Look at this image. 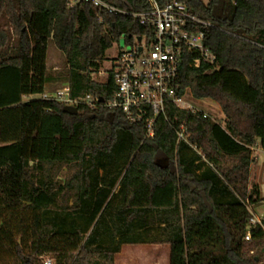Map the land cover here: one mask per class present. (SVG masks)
I'll use <instances>...</instances> for the list:
<instances>
[{"label":"trees","instance_id":"trees-1","mask_svg":"<svg viewBox=\"0 0 264 264\" xmlns=\"http://www.w3.org/2000/svg\"><path fill=\"white\" fill-rule=\"evenodd\" d=\"M70 0H0V264H114L122 246H169L168 264H259L264 232L244 240L259 187L252 149L264 152V0L183 2L211 27L197 28L215 60L179 65V94L216 102L223 121L167 105L154 136L116 113L39 97L51 40L64 55L69 99L113 97L98 72L135 18ZM140 13L148 0H102ZM183 138L177 139L179 127Z\"/></svg>","mask_w":264,"mask_h":264},{"label":"built area","instance_id":"built-area-1","mask_svg":"<svg viewBox=\"0 0 264 264\" xmlns=\"http://www.w3.org/2000/svg\"><path fill=\"white\" fill-rule=\"evenodd\" d=\"M80 1L91 4L99 12L131 16L137 20L144 33L133 36L130 43L125 42L106 70L104 82L107 81L108 72L112 74L114 93L111 100L100 102L98 96L91 94H86L80 100H70L68 84L52 92H43L40 99L76 108L82 106L89 110L101 108L104 110L102 118L112 119L118 113L126 124L141 125L146 138L154 136L156 120L166 118L167 105L193 109L184 106L185 96L190 95L189 89L179 94V65L184 55L192 56L190 66L194 68L202 63L213 64L215 58L203 43V32L197 29L211 27L208 22L192 14L183 2L160 7L154 0H148L151 9L140 13L117 10L102 0H70L69 5ZM199 111L204 116L210 115ZM183 131L184 128L180 126L176 132L177 139H184ZM247 210L251 218L244 233L245 241L251 239V232L256 227L264 232V217L255 214L250 205ZM38 264H51V260L42 258Z\"/></svg>","mask_w":264,"mask_h":264},{"label":"rangeland","instance_id":"rangeland-1","mask_svg":"<svg viewBox=\"0 0 264 264\" xmlns=\"http://www.w3.org/2000/svg\"><path fill=\"white\" fill-rule=\"evenodd\" d=\"M125 45L124 36L121 35L119 39L113 43L111 48L105 52L104 59L101 63V67L98 72H93L90 74V78L98 83H103L105 81V73L110 68V63L113 61L114 56L122 49ZM4 51L0 49V58L2 57ZM66 70L67 64L64 55L54 46L51 40L47 43L46 49V72L52 78L49 84L46 86L44 92H52L57 88H61L67 84L66 81ZM103 71V75H101ZM39 96H29L24 97L23 100H28L31 98H37ZM212 100H196L186 95L184 99V106L193 108L195 110H203L209 113L212 118L216 120V114L218 111L215 107V104L211 102ZM223 121V120H221ZM256 159L254 158V163L252 165V171L249 175H255L256 169ZM261 181L264 182V178H261ZM254 181L251 180V184ZM259 206V205H258ZM258 206H252V210L256 213L261 212L264 216V207L261 206L259 210H256ZM168 248L166 246H154V245H137V246H123L120 253L114 257V264H168ZM43 259H47L44 257ZM264 264V260L259 263Z\"/></svg>","mask_w":264,"mask_h":264},{"label":"crops","instance_id":"crops-1","mask_svg":"<svg viewBox=\"0 0 264 264\" xmlns=\"http://www.w3.org/2000/svg\"><path fill=\"white\" fill-rule=\"evenodd\" d=\"M211 102H213V101H211ZM213 103L215 104V107L218 111V114H216V118L219 120H223L224 115H223L222 111L220 110L218 104L216 102H213ZM252 156L256 159L255 160L256 161V169H255V175H253V176L251 175V177L249 176V181L251 184V180H253L254 183L257 184L259 187V199H261V200L253 205V206L259 205L258 208L256 209V210H259V208L261 206H263V203H264V182L261 181V178H264V152L259 147H255L252 149ZM251 171H252V169L250 170V174H251ZM253 212L257 215L263 216V214L261 212L256 213L255 210ZM154 246H158V245H154ZM166 247L168 248V251H169V246L166 245ZM121 248H123V246Z\"/></svg>","mask_w":264,"mask_h":264},{"label":"water","instance_id":"water-1","mask_svg":"<svg viewBox=\"0 0 264 264\" xmlns=\"http://www.w3.org/2000/svg\"><path fill=\"white\" fill-rule=\"evenodd\" d=\"M138 40H139V38H138ZM139 50H140V48H139ZM99 100H100V102L102 101L101 98ZM64 112H66L68 114L75 115V114H77V108L74 106H65Z\"/></svg>","mask_w":264,"mask_h":264}]
</instances>
